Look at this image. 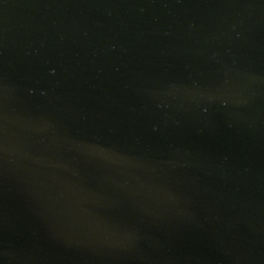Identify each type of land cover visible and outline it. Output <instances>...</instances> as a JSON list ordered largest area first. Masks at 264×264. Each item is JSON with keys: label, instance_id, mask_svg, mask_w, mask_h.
Returning <instances> with one entry per match:
<instances>
[{"label": "water", "instance_id": "water-1", "mask_svg": "<svg viewBox=\"0 0 264 264\" xmlns=\"http://www.w3.org/2000/svg\"><path fill=\"white\" fill-rule=\"evenodd\" d=\"M0 264H264V0H0Z\"/></svg>", "mask_w": 264, "mask_h": 264}]
</instances>
